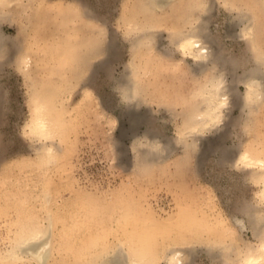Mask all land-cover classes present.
Here are the masks:
<instances>
[{"label": "rangeland", "instance_id": "obj_1", "mask_svg": "<svg viewBox=\"0 0 264 264\" xmlns=\"http://www.w3.org/2000/svg\"><path fill=\"white\" fill-rule=\"evenodd\" d=\"M145 1L0 3L9 39L0 52V253L23 225L51 226L44 264H107L117 251L132 258L144 248L150 264H168L175 251L185 264H239L258 249L264 170L238 158L249 151L264 159V95L254 101L244 84L255 69L264 76V0H178L154 11L143 10ZM201 14L199 34L212 53L205 66L177 40ZM217 72L229 90L224 122L187 135L201 110L199 81ZM136 73L143 96L133 118L122 88ZM45 96L53 135L36 139L29 126ZM150 145L160 150L147 160ZM48 148L54 153L43 156ZM82 207L97 213L93 221Z\"/></svg>", "mask_w": 264, "mask_h": 264}, {"label": "bare ground", "instance_id": "obj_2", "mask_svg": "<svg viewBox=\"0 0 264 264\" xmlns=\"http://www.w3.org/2000/svg\"><path fill=\"white\" fill-rule=\"evenodd\" d=\"M10 1L12 0H0V3L7 2L10 4L11 3ZM177 1L178 0H146L145 1L146 3L143 4V10L145 11L153 10L154 11L155 9L156 10L165 9V7L175 4V2ZM202 15L203 14L197 15V17L192 22V24H196V26H194V29L192 31H190L188 34L179 35V38L177 39L178 47L180 51L186 56H188L190 59H192V61L198 66H205L206 64H209L212 60V53L210 50V46L206 45L205 43L203 44V40L201 39V36L199 34L200 24L198 23L200 19L202 18ZM0 16H3L1 15V8H0ZM245 31L248 32L249 34L250 33L252 34L253 27L248 26ZM7 45H9V39L3 33V30L0 24V52ZM111 49H112V45L107 47V51H110ZM262 79H264V76L262 75V73L259 70L255 69L250 73L248 79L244 83L246 85L249 95L254 101L255 100L258 101V99L262 95H264V86H262V81H261ZM203 82L199 81V84L200 83L202 84H200V86L198 85L199 88L196 91V95L200 99V102H201V106H200L201 110L192 116L189 127L186 130L187 135H191V136L198 135L199 136L201 134H204L205 132L218 129L219 127L222 126L224 122L225 111L229 107L227 106L224 108H219V103H218L219 99L222 98L223 96H227L228 101H229V96H228L229 90L227 87L228 85L225 81L224 72H217V73L211 74V76L207 80H205L204 83ZM137 83H138L137 79L130 78L126 81V83L123 85V88H122L123 97H124L125 103L127 104V112L128 114H131L133 118L135 117V115H138L134 107V102H136L137 100V102L139 103V101L142 100V96H143L142 95L143 93L142 85H141V93L139 95L137 94ZM139 83L141 84L140 80H139ZM193 95L195 96V93ZM44 100L45 102H40L39 104H37L35 108L34 118L31 121L30 126H29V131L31 132V136L35 137L36 139L37 138L47 139L53 135V130H52L53 120L48 117L49 116L48 97L45 96ZM217 109H219V111H217ZM218 116L220 117V122L217 124L215 123V121ZM205 126H209V127H205ZM192 129H197V130L192 131ZM144 148L145 149L142 150V152L144 153V156L147 158V160H151L152 157L156 153H159V150H160V149H157L158 147L156 146L152 147V145L144 146ZM42 153H43V156L45 155L50 156V154L54 153V149L53 148L44 149ZM245 156L247 157L246 159H244ZM238 161L241 162L242 165L244 164L250 168H258L260 170L261 169L264 170V159L254 156L249 151L243 152L239 156ZM261 183H263V186L260 190V194H261V198L264 200V180ZM81 209L86 210V211L88 210V212L85 211L86 221H93L91 219L93 217L94 218L96 217L97 213L95 211H91L86 208L83 209V207ZM87 214H90L92 216L88 218ZM260 218L261 217H258L257 219L256 217L257 220L254 221V228H258L261 225L262 221H264L263 218L261 219ZM236 222L239 226L245 228L243 219L237 218ZM50 228L51 226L49 225L48 227H45L44 229L36 230L35 228H32V227L30 228V226L28 225L26 226L23 225V227H21L12 236L11 240L9 241L8 247L0 253V259L2 260L7 257L8 258L11 257L15 260L16 259L23 260L24 258H27L33 261L36 260L40 264H44L45 262L48 261L50 253H51V229ZM229 247L230 246H227V247L224 246L221 248V250L224 251V253L226 251L227 255H229V249H228ZM134 252H135L134 256L136 257L130 258L129 254H127L125 251H122V250L117 251L113 256L107 257V262H108L107 264H150L152 255L148 252L147 248H144L141 250L135 249ZM139 256L141 257V259L139 258ZM166 260L168 264H185L183 262L182 252H177V251L171 252L167 255ZM239 264H264V236H263V239L258 249L256 251H253V249L248 251L242 258L239 259Z\"/></svg>", "mask_w": 264, "mask_h": 264}, {"label": "snow or ice", "instance_id": "obj_3", "mask_svg": "<svg viewBox=\"0 0 264 264\" xmlns=\"http://www.w3.org/2000/svg\"><path fill=\"white\" fill-rule=\"evenodd\" d=\"M207 51V50H206ZM160 64L166 66L169 70H175V66L170 64L163 56H161L160 58ZM262 63H264V56H262L261 58ZM136 78H137V94L139 95L141 93V84L139 83V80L141 79L139 74L136 73ZM159 103L164 106V107H168L169 109L175 107L176 105L173 104V102L168 101L164 98H161V100L159 101ZM219 103V108H224L228 106V97L227 96H223L222 98L219 99L218 101ZM217 111H219V109H217ZM220 122V117L218 116L215 123H219ZM205 127H209V126H205ZM197 129H192V131H196ZM246 132H248V129H245ZM247 157L245 156L244 159H246Z\"/></svg>", "mask_w": 264, "mask_h": 264}]
</instances>
